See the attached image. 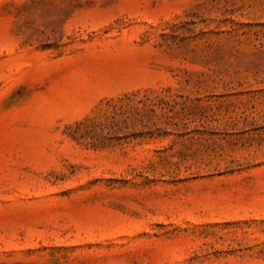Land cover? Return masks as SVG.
<instances>
[{
  "label": "rangeland",
  "instance_id": "rangeland-1",
  "mask_svg": "<svg viewBox=\"0 0 264 264\" xmlns=\"http://www.w3.org/2000/svg\"><path fill=\"white\" fill-rule=\"evenodd\" d=\"M0 264H264V0H0Z\"/></svg>",
  "mask_w": 264,
  "mask_h": 264
},
{
  "label": "trees",
  "instance_id": "trees-1",
  "mask_svg": "<svg viewBox=\"0 0 264 264\" xmlns=\"http://www.w3.org/2000/svg\"><path fill=\"white\" fill-rule=\"evenodd\" d=\"M154 107L149 94L140 96L138 91L110 98L95 115L75 123L69 136L75 142L95 149L120 145L123 139L156 136L162 128L150 123L156 111Z\"/></svg>",
  "mask_w": 264,
  "mask_h": 264
}]
</instances>
